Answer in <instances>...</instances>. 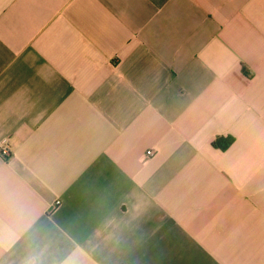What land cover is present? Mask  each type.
<instances>
[{
    "label": "crops",
    "instance_id": "0c3cea01",
    "mask_svg": "<svg viewBox=\"0 0 264 264\" xmlns=\"http://www.w3.org/2000/svg\"><path fill=\"white\" fill-rule=\"evenodd\" d=\"M0 264H264V0H0Z\"/></svg>",
    "mask_w": 264,
    "mask_h": 264
},
{
    "label": "trees",
    "instance_id": "16d2710c",
    "mask_svg": "<svg viewBox=\"0 0 264 264\" xmlns=\"http://www.w3.org/2000/svg\"><path fill=\"white\" fill-rule=\"evenodd\" d=\"M232 141H233L232 138L223 139L221 137H218L215 139L213 144L217 147L222 148V149H226L230 145V143H232Z\"/></svg>",
    "mask_w": 264,
    "mask_h": 264
},
{
    "label": "built area",
    "instance_id": "2783aa9c",
    "mask_svg": "<svg viewBox=\"0 0 264 264\" xmlns=\"http://www.w3.org/2000/svg\"><path fill=\"white\" fill-rule=\"evenodd\" d=\"M1 152L3 153V155H8L9 154V150L6 148L5 145L1 146ZM155 154V152L153 150H148L147 151V156H153Z\"/></svg>",
    "mask_w": 264,
    "mask_h": 264
}]
</instances>
